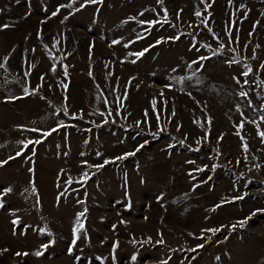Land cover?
<instances>
[{
	"label": "rangeland",
	"instance_id": "374dc122",
	"mask_svg": "<svg viewBox=\"0 0 264 264\" xmlns=\"http://www.w3.org/2000/svg\"><path fill=\"white\" fill-rule=\"evenodd\" d=\"M2 25L0 264H264V0H0Z\"/></svg>",
	"mask_w": 264,
	"mask_h": 264
},
{
	"label": "snow or ice",
	"instance_id": "6c2138e0",
	"mask_svg": "<svg viewBox=\"0 0 264 264\" xmlns=\"http://www.w3.org/2000/svg\"><path fill=\"white\" fill-rule=\"evenodd\" d=\"M86 2H90V3H96L97 2V0H86ZM161 2H162V0H161ZM17 3H19V0H17ZM82 7H83V5H81ZM61 7H63V5L61 6ZM69 7H70V5H69ZM58 11V10H57ZM57 13L56 12H53V15H56ZM197 16H200L201 15V13L200 12H196L195 13ZM165 15H166V10H165ZM166 22V21H165ZM141 23H145L144 21H141ZM147 23H150V24H157V23H160V21H158V20H156V21H149V22H147ZM0 27H7V25H2V26H0ZM143 37H138V39H142ZM170 39H174V38H170ZM161 41H157V43H160ZM114 43H115V41H114ZM144 51H147V49H145ZM144 54V52H140V53H136V55L137 56H142ZM205 59H208L207 57H200V60H205ZM193 63H197V61H194ZM4 67V65L3 64H0V68H3ZM261 67L262 68H264V65H261ZM252 70H251V68H248V70L247 71H245V72H243L242 73V75L243 76H248V74H249V72H251ZM66 74V73H65ZM238 83H239V80L237 81ZM245 83H247V81H245ZM240 95L242 96V97H246L247 96V92H244V91H241L240 92ZM174 114V113H173ZM242 126V125H241ZM34 131H36L35 129H34ZM53 131H55V129H53ZM50 134V133H49ZM259 135L262 137V138H264V132H260L259 133ZM21 143H23V142H21ZM29 143H40V141H35V142H33V141H29ZM25 146H27V145H25ZM143 147V145H140L138 148H137V151H139V148H142ZM245 147H246V145H245ZM21 153L20 152H17V155H20ZM129 155H134V153H126L125 154V156H129ZM12 157H10V159H11ZM123 157H118L117 159H122ZM3 163H7V161H4V162H0V164H3ZM105 163H108V161H105ZM98 167H102V165H100V166H98ZM200 170H202V169H200ZM86 178V177H85ZM69 182H71L70 180H69ZM10 191V190H9ZM239 199H242V197H239ZM79 216H83V213H80V214H78ZM14 223H16L15 221H14ZM77 224H78V228L77 229H74V232H79V230L80 229H82L83 228V224L82 223H80V221H79V219L77 220ZM241 226H243V222H241ZM233 228H235V225H233L232 226ZM207 231H210V232H213V233H215L216 231H218V229H208ZM75 239L72 241V244L74 245L75 244ZM160 243H162V241H160ZM43 247H47V245H44ZM197 247H203V245H197ZM114 248H115V245H114ZM69 251H71V248L69 249ZM192 251H195V249H192ZM36 255H41V253L40 252H36L35 253ZM16 255H20V253H16ZM24 255H27V253H25ZM133 260L135 259V256H133V258H132Z\"/></svg>",
	"mask_w": 264,
	"mask_h": 264
},
{
	"label": "water",
	"instance_id": "95a60500",
	"mask_svg": "<svg viewBox=\"0 0 264 264\" xmlns=\"http://www.w3.org/2000/svg\"><path fill=\"white\" fill-rule=\"evenodd\" d=\"M207 7H208V6H205L206 9H208ZM209 241H210L209 238L206 237V238H205V245H207V244L209 243Z\"/></svg>",
	"mask_w": 264,
	"mask_h": 264
}]
</instances>
